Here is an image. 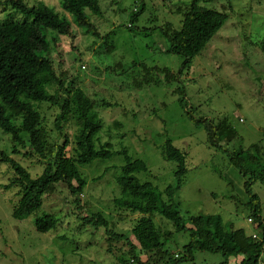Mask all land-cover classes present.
Listing matches in <instances>:
<instances>
[{"label": "rangeland", "instance_id": "rangeland-1", "mask_svg": "<svg viewBox=\"0 0 264 264\" xmlns=\"http://www.w3.org/2000/svg\"><path fill=\"white\" fill-rule=\"evenodd\" d=\"M5 1L0 0V20L11 14L16 20L25 19L12 6L6 7ZM24 1L30 7L44 4L72 23L74 42L47 31L50 58L57 71L65 73L68 86L82 88L94 101L102 121L96 145L111 143L113 155L77 164L87 182L81 206L73 202L67 185L60 183L53 196L42 197L39 209L16 220L13 211L22 194L17 187L6 189L14 171L3 157L20 164L33 178L42 174L44 163L25 156L27 148L14 144L12 136L0 128V264H123L132 258L131 245L137 247L135 254L143 264H165L157 260L156 251L140 249L131 232L139 215L121 210L115 201L123 197L117 178L126 164L124 152L147 164L146 172L135 174L141 183H152L162 193L176 185L177 165L163 154L168 141L186 155L187 173L172 203L178 205L188 229L178 231L159 213L153 215L156 226L168 235L163 250L172 262L166 264L226 261L221 253L204 251L180 261L191 242L189 217L220 215L227 225L261 239L257 223L249 222L246 179L226 152L209 145L203 124L192 121L188 113L197 120H225L245 149L264 145V0H199L201 6L227 12L228 20L186 69L182 56L168 52L162 28L171 24L179 30L183 13L195 0H100L101 14L86 12L100 38L78 27L60 0ZM134 15L136 21H132ZM157 69L181 75L169 81ZM55 115L51 110L46 113L49 126ZM73 132L65 127V134ZM51 137L63 139L55 130ZM252 192L261 199L264 218V186L256 183ZM97 213L106 224L96 226L84 220ZM46 214L55 216L57 224L39 233L36 222ZM241 259L232 257L228 264Z\"/></svg>", "mask_w": 264, "mask_h": 264}, {"label": "trees", "instance_id": "trees-1", "mask_svg": "<svg viewBox=\"0 0 264 264\" xmlns=\"http://www.w3.org/2000/svg\"><path fill=\"white\" fill-rule=\"evenodd\" d=\"M60 2L63 10L74 17L78 27L84 29L86 34L100 38L98 28L86 13L101 14L100 0ZM4 4L23 13L25 19L16 20L15 15L11 14L0 20V128L12 136L14 144L27 148L25 156L36 157L44 163L42 174L33 178L20 164L3 157L4 161L10 162L14 171V178L6 189L17 187L22 194L14 208L13 218L22 220L42 206L43 196H53L60 183L67 185L74 197L73 202L81 206L87 182L77 164L85 165L97 159L110 158L113 152L109 142L99 147L96 145L102 121L95 111L94 101L82 88L68 86L65 73H59L50 58L51 44L47 31L67 36L74 42L76 34L72 23L44 4L30 7L24 0H6ZM140 12L137 10L136 13ZM136 19L137 15H134L132 21ZM227 20V12L201 6L199 0L193 1L183 13L179 30L171 24L162 28V34L169 42L168 52L182 56V68H189L193 59L206 48ZM157 71L169 81L178 80L181 75V72L175 74L166 69ZM50 110L56 112L51 126L46 118ZM188 116L192 121L203 124L209 145L226 152L231 165L246 179V191L250 195L248 204L251 207L249 219L257 223L262 236L261 239H254L244 229L227 225L220 215L189 217L193 228L191 242L185 248L187 256H176V259H193L195 251H204L221 253L226 259L223 264H228L232 257H242L238 264H259L261 260L264 261V218L261 199L252 192V187L256 183L264 186V145L256 143L245 149L240 146L238 134L225 120L214 123L197 120L191 113ZM118 124L114 122V125ZM67 126L73 128L71 136L65 134ZM54 130L63 139H53L51 132ZM234 142L235 146L230 149ZM163 154L168 161L177 165L176 185L168 186L162 193L152 183H141L135 174L146 172L147 164L124 152L126 164L117 178L123 197L117 199L115 204L121 210L139 215L131 232L140 249L156 251L157 260L166 264L172 262L168 252L163 250L168 235L156 226L153 215L159 213L172 222L178 231L188 229L178 205L172 203L176 192L182 187L187 169L186 155L171 141L166 143ZM84 220L96 226L107 223L101 213ZM56 224V217L46 214L38 218L35 228L39 233H47ZM135 248V245H131L132 258L123 264H143L137 258ZM177 263L173 261L172 264Z\"/></svg>", "mask_w": 264, "mask_h": 264}, {"label": "built area", "instance_id": "built-area-1", "mask_svg": "<svg viewBox=\"0 0 264 264\" xmlns=\"http://www.w3.org/2000/svg\"><path fill=\"white\" fill-rule=\"evenodd\" d=\"M249 222H250V223H253L252 219H249ZM252 237H253L254 239H257V238H258V236H257L256 234H253ZM259 264H264V261L261 260Z\"/></svg>", "mask_w": 264, "mask_h": 264}]
</instances>
